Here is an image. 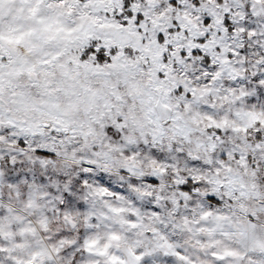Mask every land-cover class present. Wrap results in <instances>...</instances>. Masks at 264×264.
I'll return each mask as SVG.
<instances>
[{
  "label": "snow or ice",
  "instance_id": "obj_1",
  "mask_svg": "<svg viewBox=\"0 0 264 264\" xmlns=\"http://www.w3.org/2000/svg\"><path fill=\"white\" fill-rule=\"evenodd\" d=\"M0 264H264V0H0Z\"/></svg>",
  "mask_w": 264,
  "mask_h": 264
}]
</instances>
